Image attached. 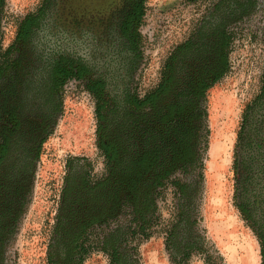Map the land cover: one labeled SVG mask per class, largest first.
<instances>
[{"label":"flooded vegetation","instance_id":"af4514ba","mask_svg":"<svg viewBox=\"0 0 264 264\" xmlns=\"http://www.w3.org/2000/svg\"><path fill=\"white\" fill-rule=\"evenodd\" d=\"M189 1L192 23L166 50L158 84L171 78L180 101L198 87L203 94L200 109L207 113V94L225 74L216 80L228 66L233 36L264 48V0ZM51 2L50 12L40 9L22 20L0 63V264L5 242L15 236L42 145L61 115L60 95L68 81L81 85L94 102L98 142L128 135L129 128L135 131L151 116L149 106H137L149 92L139 96L132 88L143 55L140 26L146 0ZM3 6L0 0V12ZM2 29L0 21V40ZM259 77L258 93L238 136L235 193L264 257V68ZM175 178L188 183L193 176L178 173ZM175 202L174 196V212Z\"/></svg>","mask_w":264,"mask_h":264},{"label":"rangeland","instance_id":"374dc122","mask_svg":"<svg viewBox=\"0 0 264 264\" xmlns=\"http://www.w3.org/2000/svg\"><path fill=\"white\" fill-rule=\"evenodd\" d=\"M51 6V0H4L0 12L3 28L0 63L22 20L40 9L48 13ZM193 14L189 0H146L140 26L143 55L136 64L132 85L139 96L157 87L164 61L161 59L183 28L192 23ZM227 64L224 76L207 94L208 137L203 152L199 226L223 264H264L259 238L238 209L235 193L238 136L248 105L259 90L264 48L247 37L233 36ZM60 96L61 115L53 134L42 145L15 236L5 242L2 264H49V248L55 237L68 174L67 163L71 158L86 160L74 164L79 166L81 173L87 169L91 180L105 176V162L97 145L100 135L97 133L93 100L74 80L64 85ZM82 165H87V168ZM180 180L187 179L180 177ZM173 193L171 184L167 182L157 197L160 220L151 229L150 237L130 241L140 264H170L165 240L174 214ZM128 219L121 216L116 222L126 225ZM116 222L110 221L109 227H93L88 231V244L93 245H89L83 264H109L107 256L98 249L97 241ZM204 257L203 254H194L189 264H205Z\"/></svg>","mask_w":264,"mask_h":264},{"label":"trees","instance_id":"16d2710c","mask_svg":"<svg viewBox=\"0 0 264 264\" xmlns=\"http://www.w3.org/2000/svg\"><path fill=\"white\" fill-rule=\"evenodd\" d=\"M226 70L220 71L216 80ZM174 86L171 78L163 80L137 103L138 107H150L149 122L135 131L129 128L128 135L122 134L112 142H98L105 156L107 176L91 180L87 169L81 173L74 164L85 159L68 161L49 264H83L89 245H93L88 244V231L109 227L110 220L116 222L121 216L129 218L127 224L116 222L113 228H107L97 241L98 249L109 264H140L130 241L150 237L151 229L160 220L157 197L167 182L175 188L176 201L165 240L170 264H189L194 254L205 255V264H223L199 226L203 152L208 137L207 113L200 109L203 94L195 86L194 95L180 101ZM192 106L199 108L184 109ZM131 133L136 139L130 138ZM178 173L190 174L193 179L184 183L175 178Z\"/></svg>","mask_w":264,"mask_h":264}]
</instances>
